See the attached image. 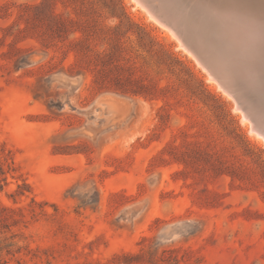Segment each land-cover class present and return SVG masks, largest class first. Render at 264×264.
<instances>
[{"label": "rangeland", "instance_id": "obj_1", "mask_svg": "<svg viewBox=\"0 0 264 264\" xmlns=\"http://www.w3.org/2000/svg\"><path fill=\"white\" fill-rule=\"evenodd\" d=\"M208 72L135 0H0V264H264V139Z\"/></svg>", "mask_w": 264, "mask_h": 264}, {"label": "water", "instance_id": "obj_2", "mask_svg": "<svg viewBox=\"0 0 264 264\" xmlns=\"http://www.w3.org/2000/svg\"><path fill=\"white\" fill-rule=\"evenodd\" d=\"M140 1H144L142 4L154 17L170 27L186 47L206 64L209 63L208 56H211L209 52H215L216 47L214 43L202 40L204 29L211 31L212 35L219 31L225 45L222 48L227 50L231 45L237 51L233 36L239 39L240 35L255 31L264 33V0ZM187 4L191 5L188 7ZM202 9L205 11L202 12ZM197 13H200L199 18ZM240 48L243 52L241 60L236 56L232 59L226 53L227 60L233 65V72L249 73L254 81L242 78L238 81V89L229 93L237 100L238 109L244 111V119L251 121V131L264 139V54L253 52L249 46ZM206 66L211 68L209 64Z\"/></svg>", "mask_w": 264, "mask_h": 264}, {"label": "bare ground", "instance_id": "obj_3", "mask_svg": "<svg viewBox=\"0 0 264 264\" xmlns=\"http://www.w3.org/2000/svg\"><path fill=\"white\" fill-rule=\"evenodd\" d=\"M136 3L141 6V8H143L148 14L149 16L156 22L158 23L160 26H162L163 28H165L166 30H168L175 38H177L178 40H180V43H181V47L184 48V50H186L190 55L194 56L198 63L200 65H202L206 70L207 68L209 69V67H207L206 65H210V79L211 80H219V86H220V89H224L223 91H226V92H229L231 90H233L234 88V81H233V75L231 73V71H229L227 68H225L224 66V63H225V59H226V56L224 54V51L226 50L222 48V45H224L223 43V40L221 41L222 39V36H221V33L218 31L216 32V34L212 35L211 31H207L206 29L203 30V33L202 34V40L203 41H207L209 42L210 40L206 39L204 36L205 34L208 35V36H214L216 37L215 39V43H214V39L210 41V44L214 43L215 45H213L214 47L216 46V50L214 49L215 52L213 51H208L211 56H208L209 57V63H203V59H200L198 58L197 55L194 54L193 51H190L186 45L181 41V39H179V37L177 36V34L170 28V27H167V25H165L164 23H162L161 21H159L157 18L154 17V15L149 11V9H147V7L145 5L142 4V2L144 1H140V0H135ZM203 9H205L203 7ZM202 9V12H204L205 10ZM237 36H233L232 39L233 41L237 44L236 45V48L238 49V51L233 48H231V45H229L228 49L225 51V53H228L229 57L230 58H234L236 56V59L238 58V60H241V46L242 47H251V49L253 50V52L255 53H259V54H264V33L262 32H251L250 34L248 35H240L239 39H236ZM236 39V40H235ZM233 56V57H232ZM223 62V63H222ZM206 64V65H204ZM240 71V70H239ZM245 72H248L245 70ZM238 80L236 81H239L240 79L244 78L245 76H249V78H251L250 80H253L254 79L251 77V75H249V73H244L242 72V74L240 72H238ZM217 82V81H216ZM221 82V83H220ZM256 83V82H255ZM236 85V84H235Z\"/></svg>", "mask_w": 264, "mask_h": 264}, {"label": "trees", "instance_id": "obj_4", "mask_svg": "<svg viewBox=\"0 0 264 264\" xmlns=\"http://www.w3.org/2000/svg\"><path fill=\"white\" fill-rule=\"evenodd\" d=\"M44 3H45V2H43V3L41 4V6L37 7L36 9H39V10L42 9L41 7H43ZM52 17H53V19H55V20L57 19V17H56L54 14H53ZM56 21H58V20H56ZM58 23H59L60 27H62L63 24H61L60 22H58ZM126 90H127V89H126ZM126 90H124L123 92L126 93V92H127ZM132 93H134V94H136V95H137V94H141V93L138 92V91H132Z\"/></svg>", "mask_w": 264, "mask_h": 264}]
</instances>
